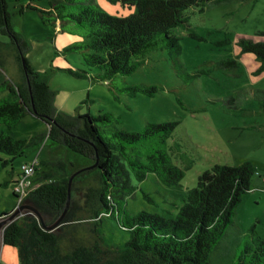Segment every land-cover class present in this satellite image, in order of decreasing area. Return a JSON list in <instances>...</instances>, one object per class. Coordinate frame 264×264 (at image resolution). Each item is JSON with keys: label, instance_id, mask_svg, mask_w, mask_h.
Instances as JSON below:
<instances>
[{"label": "trees", "instance_id": "1", "mask_svg": "<svg viewBox=\"0 0 264 264\" xmlns=\"http://www.w3.org/2000/svg\"><path fill=\"white\" fill-rule=\"evenodd\" d=\"M110 1L133 11L127 16L111 15L91 1L81 0H49L47 7L30 2L27 7L38 11L47 28L78 36L79 40L65 46L62 54L78 53L100 73L94 77L84 68L69 66L65 70L77 77L107 81L115 93L136 96L139 92L154 95L158 87L140 82L118 86L112 81L132 74L151 52L164 47L181 66L177 54L182 46L174 30H192L187 10L197 6L203 11L214 0ZM24 8L21 6L20 11ZM0 31L9 38L0 40V68L5 70L10 57L18 69L16 77L9 76L0 83V92L7 94L0 99L1 165L11 164L10 174L14 175V159L47 138L91 160V165L71 181L69 207L51 230L44 223L52 224L64 212L71 176L67 162L42 169L40 165L50 161H38L39 184L23 202L31 208L24 209V217L13 220L4 231L5 244L18 249L21 264H212L213 250L234 223L237 207L251 189L254 165L250 161L216 163L204 170L197 185L187 189L175 216L146 210L130 214L127 198L138 188L135 181L156 173L165 184L175 185L185 176L168 151V140L179 121L147 122L142 130L127 131L118 128L120 118L110 111L94 114L57 108V91L51 88L48 76L27 58L28 41L14 28L7 0H0ZM190 35L197 36L194 31ZM240 44L244 52L256 54L262 62L257 71H262L264 40L242 39ZM227 63L236 65L237 61L231 58ZM255 94L264 109V89ZM29 114L45 121L48 129L24 137L9 134L7 129L16 127ZM87 176H93L95 184L86 187L83 205L79 206L73 200L74 192ZM104 216L116 218L128 232L124 246L105 243L99 229ZM245 236L252 243L247 241L237 264H264V237L252 228Z\"/></svg>", "mask_w": 264, "mask_h": 264}, {"label": "rangeland", "instance_id": "2", "mask_svg": "<svg viewBox=\"0 0 264 264\" xmlns=\"http://www.w3.org/2000/svg\"><path fill=\"white\" fill-rule=\"evenodd\" d=\"M81 1H91L111 15L127 16L133 11L110 0ZM7 2L14 28L28 41L27 58L35 69L48 76L51 88L57 91V108L94 114L110 111L120 118L118 128L127 131L142 130L147 122L179 121L168 140V151L185 176L175 185L165 184L156 173H149L144 181H135L138 188L127 198L130 214L146 210L175 216L187 189L197 185L204 170L216 163L239 165L250 161L254 165L251 189L244 194L234 223L210 259L212 264H237L238 254L247 241L252 243L245 234L252 228L264 237V109L255 94L264 89V69L257 71L262 62L256 54L244 52L240 44L242 39L264 40V0H214L203 11L197 6L189 8L188 25L192 30H174L182 46L177 54L181 66L176 65L172 53L164 47L151 52L132 74L112 81L118 86L140 82L158 87L154 95L139 92L136 96L115 93L107 81L77 77L65 70L71 66L84 68L94 77L100 73L78 53L62 54L65 46L79 40L78 36L47 28L38 11L27 7L30 2L47 7L49 0ZM21 6L25 7L23 12ZM191 31L197 36H191ZM0 40L8 41V35L0 31ZM231 58L237 61L236 65L227 63ZM11 59L8 57L5 70L0 68V83L18 75ZM6 95L0 92V99ZM47 129L45 121L29 114L7 131L14 137H24ZM35 158L50 161L41 164L42 169L59 161L67 162L70 176L91 165L88 157L48 138L14 159V175L10 174L11 164L3 167L0 162V214L16 208L13 177L25 162ZM38 176H34L37 185ZM90 184H95L93 176L78 182L75 204L83 205L84 191ZM24 215L22 211L17 218ZM99 229L108 245L122 247L129 237L114 217L104 216ZM0 263L21 264L18 249L3 245Z\"/></svg>", "mask_w": 264, "mask_h": 264}, {"label": "built area", "instance_id": "3", "mask_svg": "<svg viewBox=\"0 0 264 264\" xmlns=\"http://www.w3.org/2000/svg\"><path fill=\"white\" fill-rule=\"evenodd\" d=\"M38 161V158H35L21 166L20 173L14 182L17 206L22 205L27 194L38 186L34 180Z\"/></svg>", "mask_w": 264, "mask_h": 264}, {"label": "water", "instance_id": "4", "mask_svg": "<svg viewBox=\"0 0 264 264\" xmlns=\"http://www.w3.org/2000/svg\"><path fill=\"white\" fill-rule=\"evenodd\" d=\"M78 173V172H77ZM76 173V174H77ZM74 174L73 176L70 177V184H69V195H68V200H67V205H66V208L64 210V212L59 216V218H57V220H55V222H53L52 224H45L44 223V226L46 229H54L59 223L60 221L63 219L68 207H69V204H70V185H71V181L73 179V177L76 175ZM26 208H31L29 207L28 205L26 204H22L18 207H16L13 211L11 212H5V214H0V256H1V250H2V247L3 245H5V240H4V231L6 229V227L8 226V224H10L13 220H15L19 214L24 211V209ZM34 209V208H33ZM37 214L39 215L40 219L43 221V217L41 215V213L34 209Z\"/></svg>", "mask_w": 264, "mask_h": 264}]
</instances>
